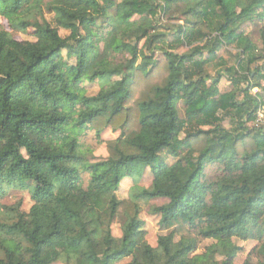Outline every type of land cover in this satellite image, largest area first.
<instances>
[{
  "label": "trees",
  "instance_id": "obj_1",
  "mask_svg": "<svg viewBox=\"0 0 264 264\" xmlns=\"http://www.w3.org/2000/svg\"><path fill=\"white\" fill-rule=\"evenodd\" d=\"M0 17V198L33 201L0 205V264H235V239L264 264V27L261 44L241 29L264 0H0ZM107 127L119 135L92 160L81 136ZM146 168L151 185L120 199ZM158 199L153 245L142 204Z\"/></svg>",
  "mask_w": 264,
  "mask_h": 264
},
{
  "label": "rangeland",
  "instance_id": "obj_2",
  "mask_svg": "<svg viewBox=\"0 0 264 264\" xmlns=\"http://www.w3.org/2000/svg\"><path fill=\"white\" fill-rule=\"evenodd\" d=\"M120 1V0H117ZM47 18L49 20H52V15H47ZM0 23H2L5 27H9L8 23L5 19L0 17ZM264 27V22L260 20H255V21H249L246 22L245 24L242 25L241 29L244 30L250 38L256 42L261 44V30ZM61 34L63 36H67L69 33L66 30H61ZM14 36L19 39V40H34V36L32 35V31L29 33H22V32H14ZM181 50H184L183 48ZM158 58L162 57L161 53H157L156 55ZM128 56H122L120 55L118 57V61L126 62L128 59ZM85 86L87 88V92L89 94H95L97 93L100 88V82H89L85 83ZM231 88L230 82L226 79L223 78L221 83H220V90L222 92H225ZM178 111L179 114L182 118L185 117V103L183 100H181L178 103ZM119 135V131H115L111 127H107L103 130L101 133V136H97V133L95 129H87L81 136V143L84 146L85 150H90L93 152L94 157H91L90 159H102L108 156V147H107V142L116 138ZM89 151V152H90ZM88 152V153H89ZM175 158L172 156L167 157V161L172 164L175 162ZM222 175V171L220 166L218 165H211L207 168V176L211 180H216L218 177ZM86 180L88 179V174H85ZM152 182V176L148 168L145 169L143 176L140 178V180L136 181L134 178H125L123 179L121 186L117 192V195L120 199H127L130 196L131 189L135 185L143 186V187H149ZM166 202L164 199H158V200H153L150 203H143V211H142V219L145 220V229L147 230V240L153 244L156 245L157 238L159 235L162 234H168V231L164 230L160 224V215L155 214L152 212L151 208L154 205H159ZM20 203V209L22 211H28L32 204L33 201L31 199L30 193L28 190H22V189H16L12 188L7 191V193L0 198V205L2 212L9 213L7 207L9 206H14L18 205ZM125 222V217L124 216H117L114 224H113V233L115 236H120L122 233V226ZM213 240H205L198 252H203L205 251V247L209 244H211ZM235 242L242 247V250L240 251L238 257L235 260V264H243V262L248 258L250 255L251 251L253 250L254 247H256L259 242L256 240H251V241H243L240 239H235ZM220 258V257H218ZM255 260V258H254ZM129 259L124 260L120 264H124L128 262ZM55 264H65L63 262H57Z\"/></svg>",
  "mask_w": 264,
  "mask_h": 264
},
{
  "label": "built area",
  "instance_id": "obj_3",
  "mask_svg": "<svg viewBox=\"0 0 264 264\" xmlns=\"http://www.w3.org/2000/svg\"><path fill=\"white\" fill-rule=\"evenodd\" d=\"M257 123L264 125V112L263 111H259Z\"/></svg>",
  "mask_w": 264,
  "mask_h": 264
}]
</instances>
